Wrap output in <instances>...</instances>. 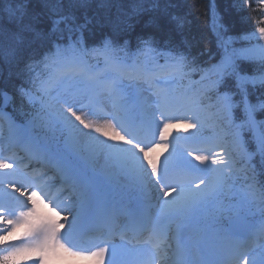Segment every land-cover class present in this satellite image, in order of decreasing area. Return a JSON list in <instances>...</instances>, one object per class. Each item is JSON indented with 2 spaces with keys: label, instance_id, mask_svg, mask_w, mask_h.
<instances>
[{
  "label": "snow or ice",
  "instance_id": "snow-or-ice-1",
  "mask_svg": "<svg viewBox=\"0 0 264 264\" xmlns=\"http://www.w3.org/2000/svg\"><path fill=\"white\" fill-rule=\"evenodd\" d=\"M33 3L37 7L29 8ZM90 3L91 0H8V6L0 7V54L11 62L34 42H51L52 55L43 62L45 66L54 65L59 69L61 83L55 96L48 93L44 82L35 89L18 90L22 103L35 108L29 124L36 135L28 130L13 132L8 138L10 154L0 153V264H20V258L32 255L37 256L39 264H48V258L61 250L98 264H105L106 257L107 264H123L121 258L131 241L119 246L112 243L108 229L110 214L101 209L109 194L107 178L98 175L89 163L97 155H104L122 178H129L141 193L156 201V216L131 215L123 226L121 240L124 241V233L128 232L137 238L146 234L143 242L152 244L157 258H160L159 241L166 236L167 222L179 220L192 230L206 223V216L213 212L216 201L225 194L226 182L231 179L228 175L233 167L231 153L223 145L204 144L199 131L182 142L177 141L162 163L155 155L158 150L169 148L170 129L202 127L195 116L177 114L180 109L170 91L171 84L199 70L195 56L188 50L189 41H182L183 49H177L160 47L152 34L139 36L134 58L126 54L129 41L121 45L114 35H105L98 46L87 44L89 37L106 27L114 34L130 32L149 14L145 26L161 30L160 21L167 16V9L161 8L160 0H133L127 11L120 7L119 0H97L101 8L117 6L115 19L100 13L88 16ZM81 10L83 15H77ZM170 19L177 31L183 29L182 18ZM213 30L218 36L227 32L215 16ZM243 39L257 43L232 49L222 61L215 82L221 119L235 129L237 143L245 127L257 125L255 111L264 110V103L257 108L248 101L249 86L264 87V44L258 43L264 40V26ZM5 43L8 44L6 52ZM170 43L171 37L165 40V45ZM89 53L102 58L103 71L90 67ZM238 61L253 63V74L248 75ZM226 78L235 79V93L219 91L222 85L226 88ZM141 82L152 87L155 110L140 107ZM105 95L110 98L111 107L97 111L96 104ZM234 95H239L240 100L235 101ZM3 96L5 100L10 99L7 93ZM259 123L260 143L264 148V122ZM41 132L45 139L40 138ZM13 143L24 144L27 150L38 153L56 167L62 177L61 187L73 196L71 202L53 191L45 182L46 174L28 170L24 160L11 150ZM189 174H196L199 180L195 187L185 182ZM242 199L248 203L254 197ZM45 201L53 206L54 216L64 214L63 222L40 215L38 205ZM260 206L264 211V197ZM65 228L67 231L62 235L61 229ZM21 230H24L23 242H9ZM204 232L202 241L214 257L211 264H249L250 258L252 264H264V223L255 231L238 226L223 234L214 229H204ZM83 235L93 242L92 247L79 246ZM252 237L259 242L258 261L251 256Z\"/></svg>",
  "mask_w": 264,
  "mask_h": 264
},
{
  "label": "trees",
  "instance_id": "trees-1",
  "mask_svg": "<svg viewBox=\"0 0 264 264\" xmlns=\"http://www.w3.org/2000/svg\"><path fill=\"white\" fill-rule=\"evenodd\" d=\"M132 3L133 0H119L120 7L125 11L130 9ZM6 6H8V0H3L0 7ZM160 6L167 9V16L160 21L161 30L157 31L150 26H145L150 18L149 14L143 16L130 32L114 34L111 28L108 27L102 31H96L94 35L88 38V46H91V42H95L98 46L105 35H114L115 40L120 44H123L125 40L129 41L128 44H132L135 40L137 41V37L152 34L160 43H164L169 37H171L172 43L182 44V41L187 40L191 43L188 50L195 56V59L208 61L212 65L219 66L223 61L221 46L226 41V37L231 38L234 48L235 46L236 49L240 46L243 48L246 47L243 37L263 26L261 20L264 19V11L258 10L255 0H160ZM34 7H37L35 3L29 5V8ZM96 13L108 14L115 19L118 15L117 6L113 4L110 9H105L99 6L97 0H91L87 15L93 16ZM77 15L82 16L83 10L78 12ZM215 15L220 18V22L227 28V32L220 36L212 29ZM172 16L183 19L184 26L182 30L177 31L175 29V24L170 19ZM3 48L6 52L8 44L5 43ZM45 50L47 51L44 52ZM52 52L51 42L42 43L37 41L20 52L17 58L11 60V62L4 54H0V67L3 68L0 74V99L3 93H8L13 101L17 103L15 105H19L22 101L18 90L21 87L30 86L29 69L42 65L45 58L51 56ZM34 53H37V55ZM29 57L33 58L30 59ZM239 64L243 70L251 71L250 65ZM20 68L29 69L27 72H21L18 71ZM227 79L234 81L233 78ZM227 86L228 89L232 90V93L237 91L233 83H229ZM233 98L240 99L239 95H234ZM260 116L264 117V112L260 113Z\"/></svg>",
  "mask_w": 264,
  "mask_h": 264
},
{
  "label": "rangeland",
  "instance_id": "rangeland-1",
  "mask_svg": "<svg viewBox=\"0 0 264 264\" xmlns=\"http://www.w3.org/2000/svg\"><path fill=\"white\" fill-rule=\"evenodd\" d=\"M54 79V76L53 78ZM57 87V85H56ZM180 88V87H179ZM51 95V94H50ZM55 96V95H54ZM37 105H38V102H37ZM149 107L146 109L148 110ZM33 111H31L30 109V112L27 113V116H28V120L26 121V119H23L22 118V121H26V124L28 126L27 130L31 132V134H34L36 135V131L33 130L31 128V125L29 124V120L31 119V116L32 114L34 113L35 111V108L32 109ZM1 124V123H0ZM176 129H179V133L181 132L180 130H183V128H173V129H170V133H169V136L170 134L175 131ZM40 135L44 136L43 139H45V135L43 132L40 133ZM98 135V134H97ZM101 139H105L104 137H101ZM12 151H14L15 153H17L18 149L17 148H12L11 149ZM1 151V149H0ZM7 151L9 152V150L7 149ZM10 153V152H9ZM160 153V150H158V154ZM165 155V154H164ZM89 163H93L92 165V168L95 170V172L98 174V175H101L103 176L104 173L107 172V174L109 175V179H110V182H107L108 183H111V184H114L115 187H117L119 190H127V188L131 187L133 192H138L139 189L132 183V181L127 178V177H124L122 178L121 175L119 174L118 170L114 169L113 165H112V162L109 161L108 159H106V157L102 154L100 155H97L93 160H91ZM49 204V203H48ZM46 203V205H48ZM50 205V204H49ZM47 207V206H46ZM216 207V205L214 206V208ZM48 213V212H46ZM53 218H56L54 216H52ZM23 232V235H24V230H21L15 234H13V236H11L9 238V242H15L18 240L19 236L22 234ZM21 237V236H20ZM34 255L30 256V257H27V258H20V264H28L30 262H28V259L30 258H33ZM66 262V263H65ZM79 262H85V259H79L77 257H73L71 256L70 258H68L67 260H61L59 263H65V264H79Z\"/></svg>",
  "mask_w": 264,
  "mask_h": 264
},
{
  "label": "bare ground",
  "instance_id": "bare-ground-1",
  "mask_svg": "<svg viewBox=\"0 0 264 264\" xmlns=\"http://www.w3.org/2000/svg\"><path fill=\"white\" fill-rule=\"evenodd\" d=\"M91 46H96V44H95V42H91ZM47 50H45L44 52H46ZM38 53V52H37ZM37 53H34V54H36L37 55ZM30 59H32L33 57H29ZM3 71V68L2 67H0V74H1V72ZM18 71H21V72H27L28 71V69H26V68H20ZM1 76V75H0ZM147 111H151L150 109H148ZM18 131V130H17ZM14 132H16V130H14ZM110 143H112L111 141H109ZM157 154V153H156ZM155 154V155H156ZM109 204H111V202L109 203ZM114 206H116V204H113ZM46 204L44 203V204H41V205H38V211L39 212H41L42 210H44L46 207ZM128 206V205H127ZM127 206H125V207H123L122 209H125V208H127ZM50 213H51V215H54V213H53V211L51 210L50 211ZM63 221V220H62ZM65 229H67V228H65ZM63 232V231H62ZM64 233V232H63ZM124 257H128V254H124Z\"/></svg>",
  "mask_w": 264,
  "mask_h": 264
},
{
  "label": "water",
  "instance_id": "water-1",
  "mask_svg": "<svg viewBox=\"0 0 264 264\" xmlns=\"http://www.w3.org/2000/svg\"><path fill=\"white\" fill-rule=\"evenodd\" d=\"M4 99H5V97H4ZM8 100H5V102H7Z\"/></svg>",
  "mask_w": 264,
  "mask_h": 264
}]
</instances>
